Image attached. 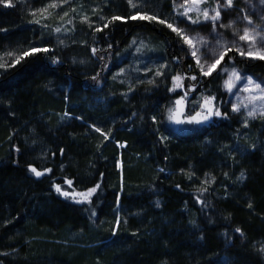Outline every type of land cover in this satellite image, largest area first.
I'll return each mask as SVG.
<instances>
[{
    "label": "trees",
    "instance_id": "1",
    "mask_svg": "<svg viewBox=\"0 0 264 264\" xmlns=\"http://www.w3.org/2000/svg\"><path fill=\"white\" fill-rule=\"evenodd\" d=\"M139 1L169 22L173 0ZM11 2L0 4V63L11 62L8 52L50 51L0 68V264H264V120L248 124L238 142L242 120L226 103L224 74L200 75L180 38L155 21L95 31L131 16L128 0ZM65 12L70 33L61 43L54 25ZM136 41L152 50L150 72L133 86L119 83L116 59ZM228 56L244 75L264 77V61ZM160 65L167 67L157 77ZM177 73L198 76L184 80L196 86L186 112L197 96L215 95L229 117L170 131L166 112L184 95L168 91ZM29 165L52 171L38 179ZM65 179L77 192L101 187L91 203L77 204L54 191Z\"/></svg>",
    "mask_w": 264,
    "mask_h": 264
},
{
    "label": "snow or ice",
    "instance_id": "2",
    "mask_svg": "<svg viewBox=\"0 0 264 264\" xmlns=\"http://www.w3.org/2000/svg\"><path fill=\"white\" fill-rule=\"evenodd\" d=\"M205 2V0H184V4H176L175 0H173V8L177 11V15L179 17L186 18L190 25H200L206 22H211L212 31L209 33V36L214 41V44L206 37L201 36L197 33L196 36H190L187 34V29H182L178 25H174L173 23H169L164 19H160L157 15H148L141 14L137 12L135 15H131L127 18L113 16L111 20L105 23L102 27H97L95 29L96 32L103 31L104 28L109 27L114 21L124 20L125 22L130 20H140V21H155L161 25L166 26L171 32L175 33L177 37L183 41V44L187 46L190 51L191 57L195 61V67L199 69L200 75L204 77L212 76L214 72L217 73V76H220L221 73L227 75V79L224 80V88L228 93H233V89L237 87L238 83H243V87L239 89L246 93L242 98H238L236 102L229 101L231 103V113L239 114L241 109H244L247 113L243 123L244 126L247 127L250 120H255L259 116L260 119L264 120V81L258 82L250 75H244L239 69L236 67H231V69L227 67H222V62H225V57L228 56V53L233 49L239 55L244 58H248L251 60H264V35H261V32H264V28L260 26L248 27L253 25V21L245 15L243 17L244 20L247 21V25L243 29V33L240 32L234 27L235 21L230 20L228 24H223L218 22L221 20V10H228L233 6V0H218L217 6L215 8H207L201 7V5ZM130 6L132 8H137V4L133 3V0H129ZM261 3H264V0H261ZM0 4L4 7L9 8L13 7L11 0H0ZM48 7L57 8L60 7L59 4H51ZM41 13L45 12V9L39 10ZM74 11V10H73ZM241 11H244L241 9ZM195 14V18L193 15ZM31 15H36L35 12L31 13ZM65 16L68 15L67 12L64 13ZM101 20L105 19L103 16L100 17ZM39 23V20L35 21ZM82 22L87 23L88 18L82 17ZM91 27V25H89ZM217 26L220 28H230L232 29L233 36H238L239 41L246 42L247 46L242 47L236 40L231 41L230 43L224 40L223 35L217 31ZM55 32L59 33L61 31L60 27H56L54 29ZM63 43V41H61ZM135 43V42H133ZM111 47V45H109ZM204 49H207L210 55L206 56ZM50 49L48 48H39V47H31L26 51H23L19 55H15L11 52L5 53L7 57H13L10 63H0V68L7 69L9 67H15L17 64H21V62H26V58L34 57L39 53H48ZM137 51H140L138 48ZM93 55L96 54L97 49H92ZM178 59V58H177ZM229 60H234V57H229ZM58 59L53 58L52 63H58ZM83 63V61H81ZM167 65H160L159 68L155 72V76L160 77L164 76L165 72L163 71ZM191 68L192 66L189 65ZM220 67V72H217V68ZM123 72V70H121ZM99 73L96 76H93V80H97ZM190 79L196 81L198 79L197 75H189L185 76L184 74L177 73L172 76V86L168 88L169 92H177L178 89H184V95L179 96L174 101V106L168 108V120L177 125L188 124V125H200L206 122H209L214 117L227 119L229 117V113L227 111L222 112L220 107L215 103L217 97L215 95H203L200 100L194 101V114L185 115L184 108L185 102L187 100L188 94L190 92L195 91L196 86L191 85L189 87H185L184 80ZM149 84L155 83L154 80L148 81ZM131 90V89H130ZM184 117L181 119V117ZM80 119V117H77ZM156 118L153 117V121L155 122ZM95 128V126H93ZM95 131L101 132L100 128H95ZM103 134V133H102ZM168 137H162V140H166ZM105 139H108V136L105 135ZM124 147L125 145H120ZM253 149L255 145L251 146ZM237 150H240L237 148ZM19 151V149H17ZM63 153V149H61V154ZM29 171L33 173L37 178L45 175L46 173L51 172V169L45 168L43 171H38L36 167L29 165ZM163 171V169H161ZM227 175V174H225ZM243 174L239 177V179H243ZM189 179H191V175H189ZM65 184L72 188L73 181L70 179H65ZM56 192L65 198L71 197L72 200L77 204L83 203H91V198L97 192V190L101 187L99 183L95 184L93 187L88 188L86 191L77 192L75 189L72 192L62 190L61 186L58 184H53ZM179 187V185H177ZM201 191H207V189H202ZM119 199V198H118ZM159 206V205H157ZM251 207V204H249ZM92 215L95 216L96 212H92ZM237 233L241 236L244 235L241 229H235ZM115 231H113V235H115ZM259 251L264 254V245L261 246ZM3 255H7V253H3Z\"/></svg>",
    "mask_w": 264,
    "mask_h": 264
},
{
    "label": "rangeland",
    "instance_id": "3",
    "mask_svg": "<svg viewBox=\"0 0 264 264\" xmlns=\"http://www.w3.org/2000/svg\"><path fill=\"white\" fill-rule=\"evenodd\" d=\"M175 2H176V4H184V0H175ZM133 3L137 4V8H132L131 6L129 7L131 15H135L137 12H140L141 14H145L143 12V8H144L143 4L144 3H140L139 0H133ZM217 3H218V0H205V2L201 5V7L215 8L217 6ZM241 9H243L244 11H241ZM49 15H50V13H48L46 16H49ZM191 15H193V18H195L194 13ZM245 15L250 17V19L253 21V25H251V26L247 25V21L243 19V17ZM60 17H62V18L59 21V23H57V25L55 24L54 26L61 28V31L59 33H57V37L60 38L61 41H64V39L70 33V29H69L70 25L66 23L68 21L66 19V16H63V14H61ZM230 20L235 21L234 27L240 32V34L243 33V29L245 28V26H248L250 28L254 27V26H260L261 28H264V3H261V0H233L232 8H230L226 11L223 9L221 10V20L218 22V25H219V23L228 24ZM168 21H169V23H173L174 25H178L182 29H187V34L190 36H196L197 33H199L201 36L208 38L214 44V41H212V38L209 36V33H211V31H212L211 22H206V23H203L200 25H190L186 18L179 17L177 15V11H175L174 8L172 10L171 16L168 18ZM217 31L219 33H221L223 35L224 40L228 41L229 43L233 40H236L242 47L247 46L246 42L239 41L238 36H233L232 29L220 28L219 26H217ZM261 35H264V32H261ZM150 47H152V46H150ZM138 48L140 49V51H137ZM128 50L129 51L127 54H129V57H127L126 55H123V56L117 57L118 59H116L118 64L119 65L121 64V68L116 73L115 79L119 83H125V84L130 85L131 81L140 80V78L143 77L145 74H147L148 71L150 72L149 61H148L149 59L147 57V52L152 51V50L149 49V47L147 46V43L143 42V41H136L135 43H132ZM182 50L186 53V56L188 58H192L190 51L188 50L186 45H183ZM203 51L205 52L206 56L210 55L208 53L207 49H204ZM231 52H233L236 57L242 58L239 55V53H237L235 51V49H233ZM229 57L230 56H226L225 59H227V61H230L227 68L231 69V67H232L231 61L232 60H229ZM242 59L251 60V59H248L246 57H244ZM123 60L126 63L123 62ZM262 61H264V60H262ZM121 62H123V63H121ZM194 63H195V61H194ZM225 65H227V63L222 62L221 66L224 67ZM121 70H123V72H121ZM217 70H220V67H218ZM253 78L256 79L258 82L264 81V77H259V78L253 77ZM226 79H227V75L224 74V79H223V83H222V91H223V93L226 94V103L229 105V107L231 109V103H229V101L236 102L238 100V98H242L247 94L242 92V91H239V89L243 87V83H238L237 87L233 89V93H231V94L228 93L223 86L224 80H226ZM131 86H133V85L131 84ZM201 98H202L201 96L200 97L197 96L196 99H194L191 103H189V105L187 107L189 109V111L186 112V109L184 108L185 115L194 114L193 102L200 100ZM172 106H174V104ZM238 115L241 117V120H242L241 121L242 122V125H241L242 129H241V131H240L241 133H239V137H238V142H239L240 139H243V141H244L246 138H248L247 134L245 133L248 130V126L245 127L244 123H243V121L247 115L246 111L244 109H241V112ZM165 117H166L165 118V124H166L167 128L170 131H173L176 133H181V134L192 133V132H194L200 128H203L205 125L209 124L215 118L214 117L209 122H206V123L200 124V125H188V124L177 125V124L172 123L168 120V111L166 112ZM183 118L184 117L182 116L181 119H183ZM257 120H260L259 116L255 120H250L248 124H252V123L256 122ZM238 148L240 149V147H238ZM237 151H239V150H237ZM30 174L33 175L34 177H36L33 173L30 172ZM45 175H47V173ZM45 175H43V176H45ZM43 176H41V177H43ZM41 177H39V178H41ZM61 188H62V190L68 191V192H72V190H73V188H69V186L67 184H65V182L63 184V187H61ZM54 191L56 192L55 188H54ZM57 194L60 197H62L63 199H66L68 201L75 203L71 197L65 198L64 196L60 195L59 193H57Z\"/></svg>",
    "mask_w": 264,
    "mask_h": 264
}]
</instances>
